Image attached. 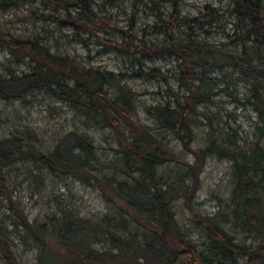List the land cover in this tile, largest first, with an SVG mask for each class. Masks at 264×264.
<instances>
[{"label": "trees", "instance_id": "trees-1", "mask_svg": "<svg viewBox=\"0 0 264 264\" xmlns=\"http://www.w3.org/2000/svg\"><path fill=\"white\" fill-rule=\"evenodd\" d=\"M39 1L56 12L59 7L64 8L65 14L59 15V20L77 30L94 33L84 23L85 17L109 24L97 15L91 0H79L81 10L77 16L71 13L69 5L78 4V0ZM147 1L155 8L156 16L165 21L159 9L162 0ZM171 4L166 19L168 28L179 20V0H171ZM208 8L205 4L206 12L186 17L185 21L188 25L203 24L200 18L209 15L206 22H216L217 16ZM231 9L234 32L242 41L239 54L199 45L189 36L180 40L174 33L168 35L166 45L149 47L142 39L140 46L135 44L140 59L151 55L173 56L177 85L185 91L182 94L171 91V101L147 109L159 126L172 130L195 156L194 162L184 160V166L171 167L166 175H159L157 168L177 160L175 151L148 125L131 117L135 93L129 87L108 82L115 78L110 71L77 65L67 56L51 51L40 36L17 37L0 26V46L9 51L13 62L26 64V70L15 73V69H9L8 76L0 74V97L10 99L34 89H45L89 120L111 128L118 144L117 166L113 174H108L99 165L94 139L85 131L66 129L56 135L49 149L30 145L24 130L14 129L0 135V195L13 209L16 227L24 230L21 237L33 240L36 264H264V0H231ZM112 27L122 40L124 36L136 37L128 30ZM98 38L112 49L120 52L125 49L123 41ZM254 55L261 60L254 61ZM220 61L252 79L246 100L254 105L261 123H257L253 136L243 145L237 143L233 133L221 134L211 126L204 148L193 149L190 115L196 104L208 96L197 82L200 80L197 71ZM108 83L115 86L112 95L104 88ZM207 154L233 160V186L225 221L251 241H240L218 220L194 207L192 200ZM17 159H30L54 176L68 174L94 186L106 200L107 210L81 215L77 206H69L59 195H53L58 208L31 220L11 196L6 180L4 167ZM32 175L35 182H43L41 173ZM178 198L205 236L202 241L194 240L180 224L173 207ZM0 255L7 264H20L1 229Z\"/></svg>", "mask_w": 264, "mask_h": 264}, {"label": "rangeland", "instance_id": "rangeland-1", "mask_svg": "<svg viewBox=\"0 0 264 264\" xmlns=\"http://www.w3.org/2000/svg\"><path fill=\"white\" fill-rule=\"evenodd\" d=\"M77 3L69 5V10L76 16L81 10L79 0ZM205 4L209 5V11L212 9L218 20L209 24L206 22L210 18L208 15L200 18L203 24L195 22L188 25L185 18L199 16L205 11ZM178 6L179 20L168 28L166 19L172 9L171 0L159 3L165 21L156 16L155 8L147 0H91V7L99 17L104 18L102 21H108L109 24L85 17L84 23L94 31L90 33L88 30H77L73 25L59 20V15L65 14L62 7L56 12L39 0H15L0 3V26L17 37L40 36L51 51L67 56L77 65L92 67L100 72L110 71L115 78L108 82L113 85L124 83L129 87L135 93L131 117L148 125L175 151L177 160L157 168L159 175H166L171 167L184 166V160L194 162L195 156L183 146L172 130L159 126L147 109L171 101V91L180 94L185 91L177 85L176 59L173 56L162 54L140 59V51L135 48V44L140 46L139 39H142L149 47L166 45L170 33H174L180 40L189 36L199 45L233 54L240 53L242 44L234 32L235 17L231 0H179ZM112 25L125 32L128 30V33H134L136 37L124 36L125 40H122L121 34ZM98 37L123 41L125 49L120 52L105 46ZM130 41L133 45H130ZM260 60L255 56L254 61ZM153 68L157 71L151 72ZM9 69H15L17 73L26 70V64L13 62L9 51L0 46V74L8 76ZM197 72L200 79L197 82L208 96L196 104L190 115L193 132L191 147L204 148L211 126L221 134L233 133L237 143L243 145L251 139L260 122L254 105L246 100L252 79L223 61L202 67ZM110 83L104 88L112 95L115 86ZM262 92L264 96V88ZM70 128L91 135L100 167L108 174H113L117 166L115 148L118 144L111 128L89 120L66 101L45 89H34L10 99L0 97V135L14 129L24 130L29 135L30 145L49 149L56 135ZM232 164L231 158L207 154L203 158L199 185L192 201L201 214L218 220L228 232L236 234L240 241L248 242L250 238L225 221L226 205L230 201L233 186ZM4 169L11 196L31 220L58 208L53 195H59L62 202L69 206H77L78 213L85 216L100 214L108 208L106 200L94 186L72 175L54 176L30 159H17ZM37 173H41L42 183L33 180L32 174ZM173 207L182 227L194 240L202 241L205 236L191 221L190 213L181 198L173 201ZM16 220L7 199L0 195V229L8 236L20 264H36L34 242L31 237H21L24 230L20 226L16 227ZM0 264H7L1 255Z\"/></svg>", "mask_w": 264, "mask_h": 264}]
</instances>
